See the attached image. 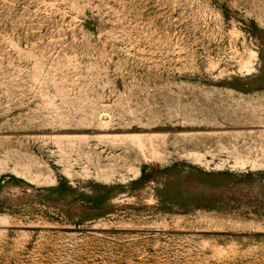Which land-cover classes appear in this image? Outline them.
I'll return each mask as SVG.
<instances>
[{
  "label": "rangeland",
  "instance_id": "1",
  "mask_svg": "<svg viewBox=\"0 0 264 264\" xmlns=\"http://www.w3.org/2000/svg\"><path fill=\"white\" fill-rule=\"evenodd\" d=\"M0 264H264V0H0Z\"/></svg>",
  "mask_w": 264,
  "mask_h": 264
}]
</instances>
